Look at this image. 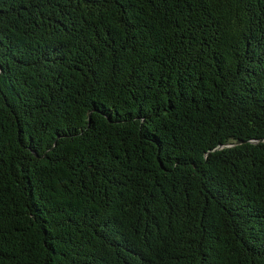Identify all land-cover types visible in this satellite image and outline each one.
<instances>
[{
    "label": "trees",
    "instance_id": "obj_1",
    "mask_svg": "<svg viewBox=\"0 0 264 264\" xmlns=\"http://www.w3.org/2000/svg\"><path fill=\"white\" fill-rule=\"evenodd\" d=\"M0 264H264V0H0Z\"/></svg>",
    "mask_w": 264,
    "mask_h": 264
},
{
    "label": "water",
    "instance_id": "obj_2",
    "mask_svg": "<svg viewBox=\"0 0 264 264\" xmlns=\"http://www.w3.org/2000/svg\"><path fill=\"white\" fill-rule=\"evenodd\" d=\"M221 147H223V146H221Z\"/></svg>",
    "mask_w": 264,
    "mask_h": 264
}]
</instances>
